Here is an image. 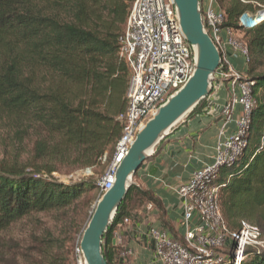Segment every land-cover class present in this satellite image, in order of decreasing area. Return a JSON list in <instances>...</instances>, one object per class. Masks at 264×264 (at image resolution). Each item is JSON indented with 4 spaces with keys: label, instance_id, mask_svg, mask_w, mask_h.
Listing matches in <instances>:
<instances>
[{
    "label": "trees",
    "instance_id": "obj_1",
    "mask_svg": "<svg viewBox=\"0 0 264 264\" xmlns=\"http://www.w3.org/2000/svg\"><path fill=\"white\" fill-rule=\"evenodd\" d=\"M216 1L224 27L246 40L245 75L254 81L245 146L231 165L218 170L217 202L229 230L247 221L264 238V71L256 73L264 67V20L251 28L240 24L264 10V0ZM133 2L0 0V123L7 119L12 128L20 126L23 139L32 143L30 160L0 161V232L31 215L78 206L86 218L101 197L96 180L60 182L47 161L80 169L109 163L122 131L117 117L127 104L129 69L119 49ZM144 202L159 205L132 184L102 239L107 264L118 263L121 247L113 243L118 225ZM73 245L68 259L55 257L50 264H71ZM241 264H264V250H246Z\"/></svg>",
    "mask_w": 264,
    "mask_h": 264
},
{
    "label": "built area",
    "instance_id": "obj_2",
    "mask_svg": "<svg viewBox=\"0 0 264 264\" xmlns=\"http://www.w3.org/2000/svg\"><path fill=\"white\" fill-rule=\"evenodd\" d=\"M201 18L220 58L211 79V94L225 87L228 100L221 111L222 124L213 162L196 170L178 189L183 212L182 239L171 238L162 229L150 231L161 264H241L246 250H264V238L258 226L240 221L235 231L226 227L217 202L220 186L214 183L220 167L231 165L245 146L254 81L234 68L232 58H240L246 68L250 61L248 47L237 31L224 27L225 17L217 8L216 0H208L207 7L201 9ZM258 23V18L250 16L240 24L251 28ZM119 57L129 69L127 104L117 117L122 125L121 136L114 145L105 173L96 180L100 195L111 189L116 168L136 135L193 74L194 51L181 33L171 0H134L120 38ZM105 162L106 156L102 164ZM129 221L124 219L118 229L127 226ZM118 239L120 234L116 232L115 242ZM129 252L121 250L119 260ZM71 264H86L80 237L71 251Z\"/></svg>",
    "mask_w": 264,
    "mask_h": 264
},
{
    "label": "crops",
    "instance_id": "obj_3",
    "mask_svg": "<svg viewBox=\"0 0 264 264\" xmlns=\"http://www.w3.org/2000/svg\"><path fill=\"white\" fill-rule=\"evenodd\" d=\"M199 3L204 9L208 0ZM232 64L237 71H246L240 58H232ZM227 100L225 87L214 91L202 110L184 118L165 138L159 154L147 159L138 169L133 184L149 192L159 205L142 203L132 213L129 224L117 229L120 239L113 243L121 250L130 251L117 264H161L150 237L153 229H162L171 238L182 239L183 212L178 189L196 170L213 162L222 124L221 111ZM226 132L229 133V128Z\"/></svg>",
    "mask_w": 264,
    "mask_h": 264
},
{
    "label": "water",
    "instance_id": "obj_4",
    "mask_svg": "<svg viewBox=\"0 0 264 264\" xmlns=\"http://www.w3.org/2000/svg\"><path fill=\"white\" fill-rule=\"evenodd\" d=\"M185 41L193 48L195 67L187 83L158 109L136 135L127 155L117 166L114 183L97 199L80 236L86 264H107L102 239L113 222L120 204L133 184V177L155 148L212 92V76L219 66V54L205 32L199 0H171ZM264 17V10L251 18ZM151 152V153H149Z\"/></svg>",
    "mask_w": 264,
    "mask_h": 264
},
{
    "label": "rangeland",
    "instance_id": "obj_5",
    "mask_svg": "<svg viewBox=\"0 0 264 264\" xmlns=\"http://www.w3.org/2000/svg\"><path fill=\"white\" fill-rule=\"evenodd\" d=\"M262 71H264V67L257 69L256 73ZM206 101L197 106L196 113L202 110ZM20 129V126L12 128L11 121L7 119H3V122L0 123V161L13 164L15 160L18 163H23L31 159V139L25 137L23 139ZM47 164L50 167H55L52 177L63 183L88 178L93 181L97 180L105 173L107 167L106 163L101 168L87 171L61 165L54 160L47 161ZM96 202L97 200L92 204L91 213L89 212L86 218L81 216L80 206H78V208L34 214L1 231L0 264H50L55 257L60 260L68 259L69 250L81 236ZM80 218H85L83 223ZM65 238L70 239L69 243L60 247Z\"/></svg>",
    "mask_w": 264,
    "mask_h": 264
},
{
    "label": "bare ground",
    "instance_id": "obj_6",
    "mask_svg": "<svg viewBox=\"0 0 264 264\" xmlns=\"http://www.w3.org/2000/svg\"><path fill=\"white\" fill-rule=\"evenodd\" d=\"M263 19H264V17L262 18V17H260V18H258V20L261 22V21H263ZM149 153H151V152H149ZM102 196V195H101Z\"/></svg>",
    "mask_w": 264,
    "mask_h": 264
}]
</instances>
